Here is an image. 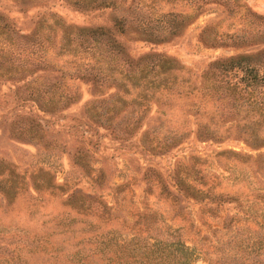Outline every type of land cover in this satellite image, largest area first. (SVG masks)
Here are the masks:
<instances>
[{"label":"rangeland","instance_id":"1","mask_svg":"<svg viewBox=\"0 0 264 264\" xmlns=\"http://www.w3.org/2000/svg\"><path fill=\"white\" fill-rule=\"evenodd\" d=\"M118 5L117 10L109 6L80 10L69 0H0V15L20 33L28 34L40 17L50 20L49 13L76 26H110L115 15L127 12L130 6L136 7L134 15L139 18L147 13L142 3L135 6L136 1L124 0ZM197 5L200 9L196 8ZM154 10L157 12L153 18L159 12L179 13L177 19L184 22L180 34L160 42L138 39L130 33L120 34L118 38L132 56L152 52L176 58L184 67L176 77L177 82L188 81L200 86L201 74L209 68L211 61L240 52L258 56L260 53L257 52L263 48L264 0H169L156 3ZM204 27L209 30L207 33L215 34L217 38L220 36V39L214 43L202 40L200 32ZM233 32L243 36L238 44L228 37ZM56 74L58 72L52 70L37 71L26 79L36 78L35 84H48L50 76ZM26 79L12 80L0 76V165L14 168L26 177L24 188L12 200L0 192V256L5 257L7 264H101L100 256L94 250L100 233L116 230L126 235L139 228L143 234L147 230L150 236L157 238L172 240L177 237L194 246V256L197 257L194 264L222 262L221 249L226 246L227 235L241 233V227L232 232L223 229L225 214L221 206L215 216L207 209L214 204L206 199L200 202L183 197L180 203L164 199L158 195V186L144 178V172L152 167L161 173L170 188H174L171 176L175 164L179 160L188 162L190 155L195 154L208 161L203 171L220 175L219 187L224 192L244 197L264 187V169L258 166V163L264 165V156L254 157L258 152L264 153V146L252 149L234 131H229L223 134L226 138L221 142H202L191 135L168 153L151 156L135 146L143 127L131 139L120 140L86 115V103L96 96L89 81L65 78L62 82L78 97L59 111L50 113L38 109L29 95L35 87H26ZM190 100L191 97L178 99L176 107H185ZM205 105L210 111L214 109L213 102ZM29 114L41 118L42 140L22 139L11 133V122L18 120V115ZM82 141L91 149L90 157L85 159L91 169L76 165L73 159V153ZM221 149H234L253 157L246 164L225 159L216 161L212 154ZM39 168L49 170L58 182L65 180L70 189L78 188L80 194L89 196L85 199L87 208L75 210L69 207L63 199L71 190L36 193L33 178L44 174ZM230 169L237 175L236 179L230 176ZM30 174L31 178L28 177ZM121 183L127 184L122 190L110 188ZM93 194L102 195L109 205L113 204L109 215L100 214L102 210L95 200L89 205ZM247 199L249 203L253 202L252 197ZM224 205L226 213L236 211L233 203ZM179 206L183 207L182 212ZM258 220L264 223L261 217ZM251 229L264 233V227L254 225ZM41 239L48 242L46 251L40 249ZM6 243L8 249L18 247L19 259L10 258L11 252L3 247ZM258 250L264 258L261 254L264 247L259 245L238 248L237 253L243 256ZM77 257H80V263L74 261ZM1 263L5 264L2 260Z\"/></svg>","mask_w":264,"mask_h":264},{"label":"trees","instance_id":"2","mask_svg":"<svg viewBox=\"0 0 264 264\" xmlns=\"http://www.w3.org/2000/svg\"><path fill=\"white\" fill-rule=\"evenodd\" d=\"M123 1L69 0V3L80 10L108 6L117 10L118 4ZM132 1H136L135 6L139 3L145 5L147 13L144 18L134 15L136 7L130 6L127 12L115 15L110 26L66 24L54 13H49L50 20L42 16L30 33L22 34L0 15V76L24 80L37 71L58 72L50 76L48 84H35L36 78L24 82L26 87H35L29 95L38 109L50 113L59 111L78 97L62 82L65 78L89 81L96 96L86 103V115L120 140L131 139L143 127L135 146L151 156L168 153L191 135L202 142H221L226 138L223 134L229 131H234L252 149L264 146V41L258 56L240 52L211 61L209 68L201 74L200 86L188 81L177 82L176 77L184 67L176 58L152 52L132 56L118 36L130 33L138 39L160 42L178 36L183 29V20L177 19L179 13L171 11L159 12L153 18L154 12H157L155 4L169 0ZM196 8L200 9V5ZM206 27L200 32L202 40L217 42L220 36H211ZM229 35V39L236 44L243 40L238 32ZM261 35L264 36V32ZM188 97L191 100L185 107H176L178 99ZM207 102H213L212 111L205 107ZM18 116V120L10 124L12 134L28 140L43 139L44 128L40 117L33 114ZM77 131L80 133V129ZM90 150L83 141L80 142L73 153L75 164L91 169L85 161L90 157ZM263 156L264 153L258 152L254 157ZM212 157L216 161L225 159L246 164L253 156L234 149H221L214 151ZM207 164L206 158L195 154L190 155L188 162L179 160L171 176L174 188H170L161 173L152 167L146 169L144 178L158 186V195L168 201L180 203L183 197L200 202L206 199L214 204L207 209L215 216L221 206L225 214L222 227L227 232L241 227V233L227 235L226 246L221 249L222 262L216 261L217 264H264L259 250L243 256L237 253L238 248L264 247V233L251 229L254 225L264 227V223L258 220V217L264 219V187L244 197L224 192L219 187L220 175L203 171ZM258 166L264 169L262 163ZM38 170L44 174L33 178L32 186L36 193L71 190L63 199L69 207L75 210L87 208L85 199L89 196L80 194L78 188L70 189L65 180L58 182L49 170ZM228 172H232L230 176L233 179L237 178L232 169ZM28 177L31 178V174ZM25 181V175L0 165V192L6 199L12 200L24 188ZM126 185L114 184L110 188L117 191ZM93 195L89 205L95 200L102 216L101 212L108 214L114 208L113 204L109 205L102 199V195ZM248 197H252L253 202L250 203L255 207L249 203ZM225 203H233L236 211L226 213ZM182 210L183 207L179 206V211ZM144 232L139 228L126 235L116 230L100 233L94 250L100 256L101 264L195 263L194 246L177 237L168 240L150 236L147 230ZM40 242V249L46 251L45 244L48 242L44 239ZM20 244L29 246L27 243ZM6 246L7 243L3 247L11 252L10 258H20L16 250L18 247L12 250ZM29 250L32 248L29 247ZM1 260L7 264L3 255L0 256V263ZM75 260L81 262L80 257Z\"/></svg>","mask_w":264,"mask_h":264}]
</instances>
